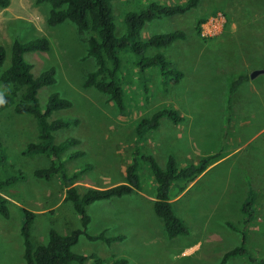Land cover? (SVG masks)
I'll return each instance as SVG.
<instances>
[{
    "label": "rangeland",
    "instance_id": "rangeland-1",
    "mask_svg": "<svg viewBox=\"0 0 264 264\" xmlns=\"http://www.w3.org/2000/svg\"><path fill=\"white\" fill-rule=\"evenodd\" d=\"M183 1L114 0L115 35L125 32L126 12L137 11L150 2ZM48 12L49 6L36 0H10L0 9V44L6 50L2 70L9 66L14 40H49L47 52L24 56L32 64L34 76L49 67L55 69V82L37 92L42 108L53 93L72 103L70 108L54 111L49 119L78 120L53 133L57 143L68 137L79 140L62 154L69 174L87 166L74 184L103 188L122 183L135 147L140 154L153 155L161 167L168 155L183 167L208 153L224 156L234 151L184 191L180 192V183L172 186L173 211L187 227L186 235L168 238L160 218L148 207L145 200L152 199L155 181L148 161L139 159L141 191L96 201L86 209L90 216L88 233L105 231L107 235L123 234L126 239L107 245L80 236L73 251L95 252L107 263L112 257H125L129 264H218L224 252L240 244V234L226 223L240 225L246 216L241 206L247 200L251 217L246 228V250L255 257V264L263 263L264 191L256 165L264 166V161L260 163L264 155V74L249 78L237 89L230 99V109L227 100L229 84L238 73L264 68V0H200L184 14L148 22L142 30L143 39L155 33L184 31L185 39L145 50L148 56L164 55L184 75L177 83L169 79L162 82L157 67L139 71L135 66L137 56L129 49L121 50L125 111L117 110L107 95L83 85L86 75L95 69L94 59L86 56L90 31L81 32L68 20L50 26L46 22ZM218 13L225 19L221 32L211 37L201 35L202 24ZM205 15L199 36L195 22ZM163 107L174 109L183 116V122L173 124L163 117L155 131L138 140V120ZM37 134L33 116L16 114L11 107L0 109V178L18 172L22 175L14 185L0 189L9 201L10 212L8 218L0 215V264H26L21 209L36 215L31 226L34 244L45 243L51 227L66 234L80 224L65 200V187L58 176L45 180L34 175L36 169L50 164V158L43 153H22L27 143L37 141ZM72 151L84 154L68 158ZM254 263L237 256L226 264Z\"/></svg>",
    "mask_w": 264,
    "mask_h": 264
},
{
    "label": "trees",
    "instance_id": "trees-1",
    "mask_svg": "<svg viewBox=\"0 0 264 264\" xmlns=\"http://www.w3.org/2000/svg\"><path fill=\"white\" fill-rule=\"evenodd\" d=\"M49 6L46 22L50 26L62 23L65 20L73 23L79 31H90L87 40L86 56L95 61V69L90 71L83 82L85 87H92L108 96V99L119 111L126 110L124 100L125 87L120 74L122 62L120 51L129 49L137 56L135 66L139 71L157 67L162 82L169 79L177 83L182 79L183 72L173 67L171 61L162 54L152 56L145 55L149 47H166L177 40L185 39L184 31L176 29L173 31L155 33L143 39L142 30L146 24L154 19L181 15L196 7L200 0H184L178 3H156L150 2L137 11H128L124 14L125 32L121 36L115 35V19L113 15L112 2L114 0H36ZM10 0H0V9L6 8ZM207 16L199 17L195 22V32L200 36V26ZM50 49L49 40L45 37L35 38L27 41L14 40L10 47L9 66L2 70L6 58V50L0 44V109L11 107L13 112L21 115L33 116L37 127V141L27 143L22 150L25 155L43 153L50 158L47 167L34 171L37 178L49 180L57 175L65 187V200L68 201L77 214L80 224L70 229L66 234L60 233L51 227L47 232L45 243L34 244L31 240V226L35 213L21 209L23 221L20 226V234L23 240V258L26 264H129L125 257H112L109 263L97 253H76L73 247L79 242L80 236L89 241H101L107 245L125 239L123 234L107 235L105 231L95 234L87 232L90 216L87 207L96 201H104L122 198L142 190L141 178L138 173L139 159L148 161L149 169L155 181V190L149 207L154 214L160 218L165 234L172 239L188 233L183 221L176 216L171 203V188L179 184L180 192L189 183L202 174L208 166L222 156L220 152L201 156L195 162L179 167L172 155H168L164 167H161L153 155L140 154L139 148L133 149V159L125 170V180L122 183L110 187L93 188L83 187L77 184V179L86 168L67 173L62 154L67 148L78 144L79 140L74 137L65 138L58 143L54 141V132L77 124L78 120L68 118L49 117L56 110L70 108V100L60 97L57 93L49 95L46 105L42 108L39 104L37 92L46 85L55 82V69L49 67L34 76L32 64L25 58L26 53L47 52ZM249 80V74L240 72L230 82L228 88L227 105L230 109V99L237 89ZM163 117H167L173 124L180 123L184 118L170 107H163L147 118L138 120L135 126L137 139H145L147 133L155 131ZM264 132V131H263ZM83 151L69 152L68 158L83 155ZM139 156V158H137ZM254 161L257 164L256 160ZM264 161V155L260 163ZM264 163V162H263ZM258 175L262 180V191H264V166L259 168ZM22 177L18 172L5 179L0 178V189L14 185ZM9 201L0 193V215L9 217ZM246 216L241 219L240 225L232 222L226 224L240 234V244L223 253L218 264H226L230 258L237 256L246 257L247 261L254 263V256H250L246 250L247 246V224L250 221V203L246 200L242 206ZM264 263V262H263ZM259 262L257 264H263ZM255 264V263H254Z\"/></svg>",
    "mask_w": 264,
    "mask_h": 264
},
{
    "label": "built area",
    "instance_id": "built-area-1",
    "mask_svg": "<svg viewBox=\"0 0 264 264\" xmlns=\"http://www.w3.org/2000/svg\"><path fill=\"white\" fill-rule=\"evenodd\" d=\"M224 22L225 19L220 13L209 17L208 20L201 26V35L208 37L217 35L221 32Z\"/></svg>",
    "mask_w": 264,
    "mask_h": 264
},
{
    "label": "crops",
    "instance_id": "crops-1",
    "mask_svg": "<svg viewBox=\"0 0 264 264\" xmlns=\"http://www.w3.org/2000/svg\"><path fill=\"white\" fill-rule=\"evenodd\" d=\"M181 122H183V120H182ZM233 152H234V151H233ZM233 152L227 153V154H225L224 156H221L220 158H218L217 161H215V162L212 163L210 166H208L207 169H206L205 171H208V170H210V169H212V168L218 166V165L221 164L222 162H224V161L226 160V158H228ZM208 154H211V153H208ZM208 154H206V155H208ZM204 173H205V172H203L202 174H200V177L203 176ZM198 177H199V176H198ZM198 177L196 178L197 180L200 179V178H198ZM196 179H194V180H196ZM192 182H194V181H192ZM188 185H189V184H188ZM188 185H187V186H188ZM190 185H191V184H190ZM185 189H186V188H185ZM185 189H184V190H185ZM184 190H183V191H184ZM152 199H153V198H152ZM152 199H151V200H152ZM151 200L146 199L145 201H147V203H148V202L151 201ZM170 201H171V203L173 202V201H172V198H171ZM148 207H149V203H148ZM149 208H150V207H149ZM150 210H151V208H150ZM125 239H126V238H125ZM122 241H123V240H122Z\"/></svg>",
    "mask_w": 264,
    "mask_h": 264
},
{
    "label": "water",
    "instance_id": "water-1",
    "mask_svg": "<svg viewBox=\"0 0 264 264\" xmlns=\"http://www.w3.org/2000/svg\"><path fill=\"white\" fill-rule=\"evenodd\" d=\"M260 74H264V68H256L249 73V78L254 79Z\"/></svg>",
    "mask_w": 264,
    "mask_h": 264
}]
</instances>
